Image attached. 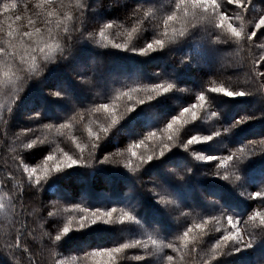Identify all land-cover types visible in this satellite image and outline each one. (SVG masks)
Wrapping results in <instances>:
<instances>
[{
  "label": "snow or ice",
  "instance_id": "1",
  "mask_svg": "<svg viewBox=\"0 0 264 264\" xmlns=\"http://www.w3.org/2000/svg\"><path fill=\"white\" fill-rule=\"evenodd\" d=\"M90 45L94 55H81ZM174 49L181 65H195L205 76L232 72L235 78L213 80L195 92L193 103L173 105L184 91L175 66L147 76L129 68ZM105 56L122 62L106 70ZM59 69L68 75L49 86ZM32 92L39 99L26 104ZM255 98L264 103V0L0 2L4 142L17 112H28L12 140L19 178L7 173L8 191L0 180V216L7 221L0 255L8 264H20L18 254L27 264H249V253H264V131L253 133L258 140L245 135L253 123L264 122V107H245L246 99ZM125 140L126 147H115ZM193 161L214 164L204 175L230 185L238 192L235 201L217 190L192 200L186 177ZM104 171L134 179L150 173L153 187L147 191L156 213L171 218L168 223L148 220L135 202L120 198L105 203L84 193L80 202L68 204L66 190L53 191L57 199L26 214V190L38 200L49 184ZM247 201L258 207L247 211ZM37 228L44 260L28 244Z\"/></svg>",
  "mask_w": 264,
  "mask_h": 264
},
{
  "label": "trees",
  "instance_id": "2",
  "mask_svg": "<svg viewBox=\"0 0 264 264\" xmlns=\"http://www.w3.org/2000/svg\"><path fill=\"white\" fill-rule=\"evenodd\" d=\"M0 2H5V0H0ZM19 3H23L24 0H17ZM106 2H109V0H106ZM94 46H89V49L86 50L84 53H81V55H86L88 57H91L94 55V53L91 51V49ZM101 51H107V50H101ZM180 57L181 53L177 50H172L168 52H164L160 56L153 58V59H144L143 63L139 66H131L129 68V71L133 70L135 67H139L142 74L147 76L154 73H168L171 72L172 67L175 66L178 70V74L180 76V79L178 81V87L179 88H185L189 90V94L187 96L178 97L180 95H176L174 97V100L170 101L169 103L173 105H178L177 103L181 102L180 106H187V103H193L194 102V94L195 92L199 91L201 86L208 87L210 84V80H216L217 82L224 79L226 75H233L235 78V75L232 72H218L215 75L209 74L208 76L204 75V72L201 68L195 66V65H189L184 66L180 64ZM228 57H225L227 59ZM122 61L119 60V58H113L109 56L104 57V67L105 69L112 68L115 64L121 63ZM224 61L222 60L221 63ZM62 75H68V73H65L63 69H59L54 71L53 77L48 81L49 86L55 82L56 78ZM165 77H161L163 79ZM143 82H149L148 80H144ZM154 82H159L154 81ZM49 90V87H45L44 91L47 92ZM248 90V89H245ZM183 96V95H182ZM38 96L32 92L29 94V96L26 98V104L28 100L37 102ZM255 103V106L257 109L264 107V103L261 102L259 98L255 99H246L245 100V107H251ZM178 111V108H177ZM228 115L231 116L233 114L232 110L229 108L227 109ZM28 114L26 107L21 108L16 115L15 121L13 122L12 128L9 130L8 133V141L4 142L3 137H0V180H3L6 184H8V181L6 180L7 173L9 171L13 172L14 175L19 178V174L16 172L14 165L12 164L11 160V149L15 148L16 145L12 142L13 140V133L18 132L20 129L17 127V124H23L24 123V117ZM175 114V113H173ZM170 118V117H169ZM47 122V121H45ZM147 129H145L146 131ZM2 131V129H0ZM264 131V122H255L252 124L250 131L246 132L245 135L249 140H258L260 137L258 135H253V133H260ZM127 141H122L120 144L116 145L115 147L124 148L126 147ZM237 145H230V147H235ZM115 147H109L106 149V151H114ZM103 153H101L102 155ZM36 157L39 158L40 153L39 150L35 153ZM171 164L168 165L169 168ZM193 172L189 174L188 177H186L187 180V187L191 190L190 191V198L192 200H200L201 198V191L199 188L203 189L206 188L207 190H217L219 191L223 197L227 200H233L235 201V197L238 196L237 193H233L229 186L227 187L224 182L220 181H206L203 178H200L197 175V172L199 173V169H197L194 166ZM108 168H115L116 166H107ZM152 178L151 174H144L140 176L139 178L134 179L133 174L128 173L127 175H122L119 172H113V171H104V172H97L95 176H80L75 175L71 177H67L65 179L59 180L56 182V185L53 186L52 184H49L47 187L49 191L43 192L39 199L34 197V195L30 191H25L24 193V205L26 208V214L31 213L34 208L40 207V203H47L49 200H54L58 198V195H53L52 192L55 191L57 193L64 192L65 190L71 195L72 199L67 201L66 203H77L80 202V198L82 194L89 193L95 198H103L104 202L107 203L109 199H124L126 201L135 202L137 211L141 213L144 217H146L148 220L157 219L161 222L167 224L168 221L171 219L165 218L163 215H158L156 213V205L153 203V200L155 199L152 194L147 191V189H151L153 185L151 183H147ZM174 182H178V178L173 176L171 178ZM210 182V183H209ZM27 188V186L25 185ZM11 188V185L8 184V188L3 189V191H8ZM257 190L255 188L249 187L247 191H254ZM208 191V192H209ZM204 192V191H203ZM206 194V193H205ZM208 195V193L206 194ZM217 198L213 199H219V196H216ZM84 200L87 201L89 204H91V201L88 200V196H83ZM242 199V198H241ZM247 204H250L251 207L247 208V211H251L252 209L258 207V202L253 203L251 201H247ZM93 206H102L100 204H95ZM107 206H112V204L108 203ZM118 206H126V205H118ZM242 208L245 207V205H241ZM246 214V212H245ZM176 215V213H173V216ZM171 223L174 225L175 221L172 220ZM30 226L32 225L31 220H29ZM39 229L37 228L34 235L36 236L35 240L29 239L28 244L31 249V251L38 256L39 259L44 260L46 258V251L41 248V242L39 239ZM7 232V221L0 216V245L4 243V234ZM119 235V233L117 234ZM97 239H100L97 237ZM77 244V241H70L67 247L69 249H74ZM104 246H111L110 244H104ZM69 254V253H65ZM71 255H78L79 253L72 251L70 253ZM18 259L20 260V264H27L26 256L19 255ZM245 260L249 261V264H264V253H261L260 251H257L255 253H249L248 256L244 257ZM0 264H8L7 257L4 255H0ZM129 264H135L134 261H130ZM228 264H231V261L228 262Z\"/></svg>",
  "mask_w": 264,
  "mask_h": 264
},
{
  "label": "rangeland",
  "instance_id": "3",
  "mask_svg": "<svg viewBox=\"0 0 264 264\" xmlns=\"http://www.w3.org/2000/svg\"><path fill=\"white\" fill-rule=\"evenodd\" d=\"M212 81H213V79L209 81V82H210L209 86H211ZM209 86H208V87H209ZM181 89H184V91H182V92H178L176 95H180V96H178V97H183V98H184L185 96H187V94H189V90H187V89H185V88H181ZM182 95H183V96H182ZM173 100H174V98L172 99V101H173ZM180 103H181V102H179V103H177V104L179 105ZM203 123H204V125H205L206 127L210 125V122H207V121H205V122H203ZM193 134H195V131H193ZM213 154H220V153H213ZM194 164H195V167H196L197 169H199V173L197 172V175H198L200 178H203V179L206 180V181L214 180L212 177L204 175L205 172H211V171L214 169V164H206V162L193 161L192 165L194 166ZM170 167L172 168V167H174V165L171 164ZM209 183H210V182H209ZM224 184H225L227 187L229 186V188L231 189V186H230V185H227L226 182H224ZM199 190H200L201 193H203L204 195H206L207 193H209V192H208L209 190H207L206 188H203V189L199 188ZM247 190H248V189H247ZM203 191H204V192H203ZM205 193H206V194H205ZM213 198H217V197L215 196V197H213Z\"/></svg>",
  "mask_w": 264,
  "mask_h": 264
}]
</instances>
